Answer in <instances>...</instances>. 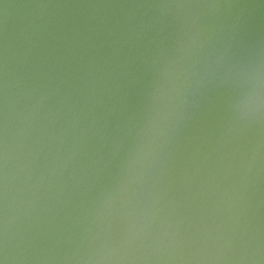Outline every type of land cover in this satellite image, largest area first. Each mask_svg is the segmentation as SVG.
<instances>
[{
	"label": "water",
	"instance_id": "1",
	"mask_svg": "<svg viewBox=\"0 0 264 264\" xmlns=\"http://www.w3.org/2000/svg\"><path fill=\"white\" fill-rule=\"evenodd\" d=\"M0 264H264V0H0Z\"/></svg>",
	"mask_w": 264,
	"mask_h": 264
}]
</instances>
